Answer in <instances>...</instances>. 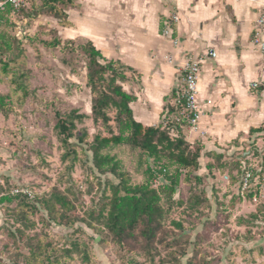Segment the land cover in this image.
Listing matches in <instances>:
<instances>
[{
	"label": "rangeland",
	"instance_id": "374dc122",
	"mask_svg": "<svg viewBox=\"0 0 264 264\" xmlns=\"http://www.w3.org/2000/svg\"><path fill=\"white\" fill-rule=\"evenodd\" d=\"M42 4L43 0H30L0 29L11 43L7 50L0 42V98H4L0 107V196L28 191L35 203L37 198L58 191L74 204L73 217L80 230L50 225L38 207L40 212L31 217L36 227L26 234L46 235L57 249L79 241L87 249L88 264H188L193 258L211 264H264V192L256 202L239 196L240 174L235 169L239 154L221 161L222 168L215 165L211 172L205 166L215 161H204L192 175L199 176L198 184L192 177L180 183L173 205L164 204L167 240L176 238L178 242L172 248L157 245L153 260L141 251L131 253L129 247H119L91 220L89 215L98 210L97 202L107 183L116 184L117 180L94 170L89 147L96 136L118 135L116 110L106 111L111 120L108 125L94 123L93 96L86 86L87 59L79 48L86 43L63 40L58 29L69 25L67 19L48 16ZM57 41V47L46 45ZM71 111L88 118L75 122L74 138L66 147L55 126L59 115L65 117ZM85 131L87 138L80 143L78 139ZM255 148L246 147L244 162L260 167L264 149ZM69 150L74 153L67 155ZM110 154L121 162L132 184L144 181L138 149L118 146ZM194 197L201 203L191 208L189 202ZM15 206L0 204V264H24L11 237L22 228L16 224ZM85 222L93 223L99 232L87 228ZM174 223H180L182 229L175 228ZM21 253L27 255V250ZM73 258L71 264H85L78 255Z\"/></svg>",
	"mask_w": 264,
	"mask_h": 264
},
{
	"label": "crops",
	"instance_id": "0c3cea01",
	"mask_svg": "<svg viewBox=\"0 0 264 264\" xmlns=\"http://www.w3.org/2000/svg\"><path fill=\"white\" fill-rule=\"evenodd\" d=\"M65 10L63 40L90 42L107 60L127 69L123 90L135 98L130 109L136 122L156 127L180 83L176 61L201 56L216 58L202 65L198 99L203 116L198 129H181L184 140L201 148L200 163L221 161L246 147L264 149V54L252 43L263 28L257 20L264 0H73ZM173 15L170 39L162 37ZM175 59L174 64L168 62ZM257 84V88L252 85ZM264 155V153H263Z\"/></svg>",
	"mask_w": 264,
	"mask_h": 264
},
{
	"label": "trees",
	"instance_id": "16d2710c",
	"mask_svg": "<svg viewBox=\"0 0 264 264\" xmlns=\"http://www.w3.org/2000/svg\"><path fill=\"white\" fill-rule=\"evenodd\" d=\"M73 5V0H43L42 9L46 10L48 16L66 21L65 10ZM12 16L13 10L8 5L0 11V29ZM0 42L2 48L11 49L10 40L2 33ZM46 45L57 47L60 42ZM79 48L87 59L86 86L93 96L91 103L93 121L94 123L101 121L108 125L111 120L106 111L113 108L116 110L115 122L118 127V135L104 138L96 136L89 147L94 170L99 175L109 174L117 180L116 184L107 183V188L102 191L97 202L98 210L92 211L89 217L98 226H102L119 247H129L131 253L141 251L153 260L152 252L157 245L172 248L173 244L178 242L176 238L171 242L167 240L168 233L164 231L167 211L164 204L173 205L174 195L180 183L188 181L201 168V148L198 145L191 147L180 134L181 128L178 126L168 124L165 127L162 125L144 127L136 122L130 109V104L135 98L122 87L127 81L124 72L127 69L107 60L90 42L80 45ZM2 106L4 98H0V107ZM87 118L88 116L78 114L76 111H71L65 117L59 115L55 129L63 146H70L69 141L74 138L73 132L76 129L75 122L81 123ZM86 138L85 131L78 140L81 143ZM118 146L140 151L138 167L143 168L142 183L132 184L128 173L122 169L121 162L110 154V151ZM72 153L74 152L69 150L67 155ZM67 155L65 154L63 159H66ZM246 157L236 159L237 173L241 171V163ZM214 161V165L209 163L205 166L209 172L215 165L222 168L220 155H214ZM260 168L264 175V158ZM192 179L195 180V184L200 182L199 176ZM233 179L238 178L232 177ZM255 195L258 196L256 192H249L246 199L252 200ZM36 201L39 202H31L25 194L0 196V204L16 205L13 214L16 217V224L22 228L12 232L11 237L24 264H71L73 255H78L85 264H88L87 249L79 241L69 242L68 247L57 249L46 235L26 234V231H32L36 227L31 217L40 212L38 207L46 213L50 225L73 232L80 230V227L76 226L77 218L73 217L75 206L66 195L54 191L50 196L37 198ZM189 203L191 208H195L201 200L194 197ZM85 224L87 228L99 232L93 223ZM174 226L182 229L180 223H174ZM23 249L27 250V255L21 253ZM188 264L211 263L193 258Z\"/></svg>",
	"mask_w": 264,
	"mask_h": 264
},
{
	"label": "built area",
	"instance_id": "2783aa9c",
	"mask_svg": "<svg viewBox=\"0 0 264 264\" xmlns=\"http://www.w3.org/2000/svg\"><path fill=\"white\" fill-rule=\"evenodd\" d=\"M30 3V0H0V11H3L6 6H10L13 10V16H18L20 11ZM179 18L173 15L170 20L165 24L162 30V37L170 39L173 47L179 46L178 39L171 38V26L177 24ZM257 25L264 30V12L257 20ZM252 43L264 54V38L261 32H255L253 35ZM208 58H216V53L208 49L201 56H193L190 54L183 55L180 61H176L179 68L180 83L172 102H170L164 117L159 125L163 127L168 124H173L179 128H188L192 131L198 129L203 110L201 103L198 99V81L201 73L202 65ZM170 64L175 63L172 57L167 58ZM257 88V84L252 85ZM171 110V111H170ZM174 134V132H172ZM239 187L238 194L242 199L246 198L249 192H256L260 195L264 192V175L261 168L253 165H247L245 162L241 163V171L239 172ZM16 193H18L16 191ZM25 195L32 198L30 192H24ZM253 201H257V195L253 197Z\"/></svg>",
	"mask_w": 264,
	"mask_h": 264
}]
</instances>
